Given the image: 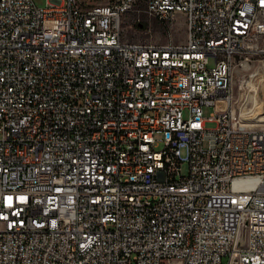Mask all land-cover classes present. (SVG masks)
Listing matches in <instances>:
<instances>
[{
  "label": "built area",
  "instance_id": "2783aa9c",
  "mask_svg": "<svg viewBox=\"0 0 264 264\" xmlns=\"http://www.w3.org/2000/svg\"><path fill=\"white\" fill-rule=\"evenodd\" d=\"M136 2L0 0V264H264V103L232 88L264 0H145L185 16L164 44L123 38Z\"/></svg>",
  "mask_w": 264,
  "mask_h": 264
},
{
  "label": "rangeland",
  "instance_id": "374dc122",
  "mask_svg": "<svg viewBox=\"0 0 264 264\" xmlns=\"http://www.w3.org/2000/svg\"><path fill=\"white\" fill-rule=\"evenodd\" d=\"M92 2H106L107 0H91ZM36 5L44 6L47 0H34ZM123 38L130 41L154 42L164 44L168 42L183 43L186 39L185 16L182 13H176L173 19L162 21L149 16L146 12L145 0H137L132 11L127 13L122 21ZM250 74L253 84L256 87L255 96L250 99L255 101H246V92L238 88V79L243 74ZM233 88V106L245 123L254 128H259L263 124V103H264V61L262 58H256L246 64L244 68L236 67L232 78ZM253 94V93H252ZM225 105L217 107L205 106L203 116L208 117L211 113L224 111ZM245 109V110H244ZM247 109V110H246ZM244 111V112H243ZM215 122L207 121L205 127H215ZM182 173H187V164L182 165Z\"/></svg>",
  "mask_w": 264,
  "mask_h": 264
},
{
  "label": "snow or ice",
  "instance_id": "6c2138e0",
  "mask_svg": "<svg viewBox=\"0 0 264 264\" xmlns=\"http://www.w3.org/2000/svg\"><path fill=\"white\" fill-rule=\"evenodd\" d=\"M11 199H12L11 197L8 198L9 203L11 202ZM21 199H23V197H21Z\"/></svg>",
  "mask_w": 264,
  "mask_h": 264
},
{
  "label": "bare ground",
  "instance_id": "6f19581e",
  "mask_svg": "<svg viewBox=\"0 0 264 264\" xmlns=\"http://www.w3.org/2000/svg\"><path fill=\"white\" fill-rule=\"evenodd\" d=\"M255 101L253 100V103H254ZM245 110V109H244ZM247 110V109H246ZM244 112V111H243Z\"/></svg>",
  "mask_w": 264,
  "mask_h": 264
}]
</instances>
